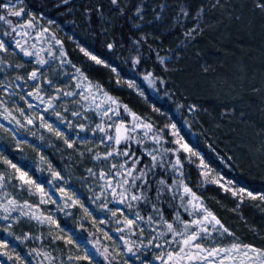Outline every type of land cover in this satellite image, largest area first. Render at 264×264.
<instances>
[{"label": "snow or ice", "instance_id": "1", "mask_svg": "<svg viewBox=\"0 0 264 264\" xmlns=\"http://www.w3.org/2000/svg\"><path fill=\"white\" fill-rule=\"evenodd\" d=\"M38 13L26 0H0V264H264V227L249 228L255 239L247 240L220 214L230 212L247 225L245 208L264 212V187L226 178L191 140L195 125L217 152L211 141L227 128L223 140L233 141L236 151L226 144L220 162L257 161L264 168V120L249 114L246 92H238L235 81H225L228 90L210 102L199 100L196 86L180 91L172 79L179 69L170 67L208 29L245 23L264 33V0H81L78 6L76 0H52ZM77 13L83 30L69 34L58 20ZM177 34L179 43L165 49ZM193 56L199 59L200 52ZM111 57H122L129 78ZM210 70L202 65L205 75ZM105 71L106 81L99 75ZM137 77L157 96L163 91L174 113L153 107L138 114L111 94L126 86L144 96ZM239 85L264 100V78L259 86ZM165 115L167 122L158 123ZM241 126L259 129L243 148L232 135ZM26 147L38 160L21 155ZM50 149L62 167L54 166ZM77 207L80 229L86 218L110 245L61 226L58 214L71 216ZM20 226L29 230L18 235ZM30 240L40 246L24 252Z\"/></svg>", "mask_w": 264, "mask_h": 264}, {"label": "trees", "instance_id": "2", "mask_svg": "<svg viewBox=\"0 0 264 264\" xmlns=\"http://www.w3.org/2000/svg\"><path fill=\"white\" fill-rule=\"evenodd\" d=\"M26 2L38 13L39 9L50 7L52 0H26ZM80 2L81 0H76L77 6ZM50 15L54 14L50 13ZM72 20L75 21L77 27L73 28L69 23ZM58 23L70 34L72 31L79 33L83 30L81 17L78 13L75 16L60 18ZM179 39L178 34L169 37L165 43V49L175 47L179 43ZM262 49H264V33L261 32L258 24L249 26L241 23L228 27L211 28L206 31L195 48L187 50V55L182 62L170 66L179 69V71L172 74V79L181 92H184L187 86H196L195 97L209 102L212 97L228 90L223 88L225 81L229 84L235 81L237 91L246 92L244 107L248 109L253 119L259 122L264 120V111H262L264 100L258 94L248 92L246 88L240 87L239 80H246L249 86L253 83L257 86L260 85L262 78H264V54H262ZM194 51L200 52L199 59L193 56ZM111 60L114 66H118L121 72L128 76L131 70L128 65L122 63V57H111ZM205 63L211 65V70L207 75L202 71V65ZM242 71L246 75H243ZM137 82L144 89L147 100L151 105L161 108L166 113H174L175 105L164 95L163 91L157 96L139 77H137ZM217 85H220V87H217ZM121 99L124 103L127 101L125 96H121ZM174 120L182 123V118L179 116L174 115ZM191 131L195 133V135L191 136L192 142L196 144V147L201 152L213 159L211 157L212 153L207 147V143L210 141L205 138V135L201 134V129L194 125ZM227 131V128H221L217 131L220 139L213 138L211 141L216 145L220 154H228V150L225 147L226 144L234 152L236 151V148L233 147V141L223 140V134ZM256 131H259V129L241 126L236 133L232 134L235 144L241 148L245 147L248 141L255 139ZM208 135L210 136L211 134L209 133ZM237 155H239V152H237ZM215 163H220L222 171L228 177L239 181L240 184L256 189L264 187V168H261L257 161L244 162L243 166L226 167L217 158ZM89 233H94V235H89ZM84 234L89 240L98 238L101 245L104 246L100 236L93 229L85 228Z\"/></svg>", "mask_w": 264, "mask_h": 264}, {"label": "rangeland", "instance_id": "3", "mask_svg": "<svg viewBox=\"0 0 264 264\" xmlns=\"http://www.w3.org/2000/svg\"><path fill=\"white\" fill-rule=\"evenodd\" d=\"M38 14L39 13H37V15ZM53 31H55V28H53ZM64 31H66V30L64 29ZM59 35H60V37L62 39H65L63 32L59 33ZM71 47L72 46L69 44L68 45L69 51H71ZM11 59H12L13 63L18 62L16 58H11ZM117 70L121 72V70L118 67H117ZM99 75L102 76V78L104 80H107L108 77H109V73L106 72V71L100 73ZM121 75L124 76L125 79L129 78V76H126L122 72H121ZM112 79H113V82H114L115 77L113 76ZM142 90L144 91L143 88H142ZM120 93H122V94H120ZM111 94L112 95H116L121 102H122L121 96H125L127 98V101L125 103H127L128 106L133 111H136L138 114L141 113V112L150 114L151 113V109L154 107L147 100L145 92H144V96H140V95H138L136 93L135 90L128 89L126 86L124 87L122 92H112ZM122 103H124V102H122ZM156 115H159V114L157 113ZM157 122L160 123V124H163V123L167 122V115L161 117L160 120L157 121ZM33 130H35V129H33ZM89 134L91 135V133H89ZM28 138L30 140L33 139L30 135L28 136ZM35 142L39 143L38 140L35 141ZM208 144L209 143H207V147H208ZM208 149L212 153L211 157H213V159H210L208 156H206L205 153L202 152L205 155V158L207 160H210V161L212 160L213 161V162L211 161V163H212V166L216 169V171L220 172L222 175H225L226 178H230L222 171V168L220 167L221 164L220 163H218V164L215 163L216 159L219 158V156H218L219 152L218 151L217 152H213L209 147H208ZM98 150L103 151L104 149L100 148ZM49 152L52 153L49 156V158L52 160L54 166L62 167L63 165L61 163V159H60L59 153H56L52 149H50ZM21 155H24L30 161H33V162L38 160L37 154L35 152H33L30 148H27V147L25 148V151ZM46 155H47V153H46ZM222 165H224V164H222ZM88 166H92V165L88 164ZM35 167H36V164L33 163V168H35ZM81 174H83V167L82 166L76 168L74 176H73V180L75 181V177L79 176ZM44 175H47V173H44ZM193 179H197V174L195 172H193ZM231 179H233V178H231ZM74 187L76 189H79L80 192H84L85 195H87L85 189L81 187L79 182H75L74 183ZM57 195H59V193H57ZM208 203L210 205H212L213 207H215V204H214L213 201L209 200ZM224 203L227 204L228 207H231V204L228 201H225ZM44 207L49 209V210L55 208L54 205H47V206H44ZM70 211L72 212L71 216L65 217L64 213H59L58 214L59 222H60L61 226H64L65 224H67L68 226H70L71 228L77 230L78 232H82L83 237L86 238L87 240H89L84 234L85 228L86 229L87 228L88 229H93L94 231H95V229L91 226L90 222L86 218H84V229H80L79 225H80V222H81V220L83 218L82 210L77 207L75 209H70ZM243 211H244L245 218L247 220V225H245L243 223V221H241L237 216H235L234 214H232L230 212L224 211V212H221L220 214L223 216V218L228 223V225L231 228H233L234 230H236L237 233L239 235H241L242 238L247 239V240H254L255 237L253 236L252 232L249 231V228L259 229L261 227H264V224H262V222H261V217L264 216V212H261L260 209H255V208H245ZM100 227H104V226L101 225ZM111 227H115V226L114 225H110L109 228H111ZM22 228H23V231H28L29 230L26 226H20V227H17L15 229V232L18 235H21L22 234ZM106 230H108V229L106 228ZM31 231H32L33 235H39V231H38V229L35 226L31 229ZM45 234H46V230H45ZM97 234L100 236V240H102V242L104 243V246L110 245L111 242L105 240L103 235H102V233H97ZM44 243L47 246V244H48L47 239H45ZM39 246H40V241H31L30 240V241H26L25 242V245L22 246V250L24 252H27L30 248H38ZM87 246L89 248H91V244H88ZM60 247L64 248L65 252L67 251V248L62 243L60 244ZM73 250L75 251V249H73ZM53 254L59 256L58 252L57 253H53ZM64 258L66 259V255L64 256Z\"/></svg>", "mask_w": 264, "mask_h": 264}]
</instances>
